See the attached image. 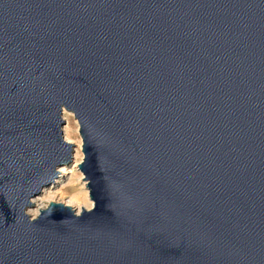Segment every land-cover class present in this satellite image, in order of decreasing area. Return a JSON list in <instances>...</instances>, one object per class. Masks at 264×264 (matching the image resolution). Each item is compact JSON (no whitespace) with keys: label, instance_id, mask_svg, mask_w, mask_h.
I'll use <instances>...</instances> for the list:
<instances>
[{"label":"water","instance_id":"95a60500","mask_svg":"<svg viewBox=\"0 0 264 264\" xmlns=\"http://www.w3.org/2000/svg\"><path fill=\"white\" fill-rule=\"evenodd\" d=\"M0 264H264V0H0Z\"/></svg>","mask_w":264,"mask_h":264},{"label":"rangeland","instance_id":"374dc122","mask_svg":"<svg viewBox=\"0 0 264 264\" xmlns=\"http://www.w3.org/2000/svg\"><path fill=\"white\" fill-rule=\"evenodd\" d=\"M64 118L67 122L64 127V137L71 135L72 142L75 144L74 159L71 164L60 168L59 174L56 177L54 184L46 188L41 196L42 199L39 205L27 211L32 218L40 215V212L46 209L50 203H63L73 207L77 213H80L84 208L90 210L93 208V202L90 200L87 183L84 181V175L78 168V165L83 162V141L79 133L80 127L74 115L68 112L64 113ZM78 153V154H77ZM65 169L64 172L62 170ZM36 198V199H38ZM37 215V216H35Z\"/></svg>","mask_w":264,"mask_h":264},{"label":"bare ground","instance_id":"6f19581e","mask_svg":"<svg viewBox=\"0 0 264 264\" xmlns=\"http://www.w3.org/2000/svg\"><path fill=\"white\" fill-rule=\"evenodd\" d=\"M71 136H73V135H71ZM71 136H70V137H69L68 135L66 136V141H68L69 143L72 142V137H71ZM77 154H78V153H77ZM64 171H65V169L62 170V172H64ZM41 200H42V199H40V198H38V199H34V200H33V203L35 204V206H36V205H39L40 202H41ZM35 216H37V215H35Z\"/></svg>","mask_w":264,"mask_h":264}]
</instances>
